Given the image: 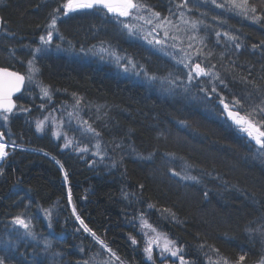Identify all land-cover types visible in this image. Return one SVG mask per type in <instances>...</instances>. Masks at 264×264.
Wrapping results in <instances>:
<instances>
[{"label":"trees","instance_id":"obj_1","mask_svg":"<svg viewBox=\"0 0 264 264\" xmlns=\"http://www.w3.org/2000/svg\"><path fill=\"white\" fill-rule=\"evenodd\" d=\"M65 2L0 0V67L27 77V48L53 16L66 44L64 54L38 60L39 95L26 80L9 120L0 118V139L8 145L0 163V236L6 219L24 216L52 243L47 251L32 245H20L14 253L0 250L5 264L108 260L81 220L120 258L113 264H150L138 232L141 219L167 236L186 264H222V257L235 264L241 255L242 264H258L264 237L248 229L264 223V155L259 148L230 125L216 93L207 98L200 89L168 93L121 77L100 61L67 56L69 50L105 43L152 69L144 49L121 38L104 11L64 16ZM141 2L161 7V13L164 5L180 2L210 25L202 32L205 62L215 65L214 72L227 84L217 89L226 100L247 93L252 94L249 103L264 98V20L246 18L229 4L213 9L210 0ZM251 3L256 15L264 14V0ZM74 106L83 113L85 130L64 122L62 113ZM45 116L57 123L61 116L64 123L38 131L36 124ZM89 125L101 135L88 131ZM185 172L198 179L173 175Z\"/></svg>","mask_w":264,"mask_h":264},{"label":"rangeland","instance_id":"obj_2","mask_svg":"<svg viewBox=\"0 0 264 264\" xmlns=\"http://www.w3.org/2000/svg\"><path fill=\"white\" fill-rule=\"evenodd\" d=\"M210 1L212 2V0ZM179 5L183 6L178 7ZM148 7H150L154 12H158L157 10L161 8L158 7V9L152 6ZM211 7L215 9L217 6L213 5ZM163 8L164 10H162L165 13L159 12L161 14L160 20L152 17L151 12L148 11L147 8L141 13L134 14L133 16L129 17H117L114 14L107 13V10H103L109 17L112 18L113 23H116V31L121 35V38H123L125 41L135 40L139 43L138 46L144 49L145 55L150 59V61L147 62L148 65H150V69L152 68L151 70H146L144 65H147V63L141 62L138 64L136 63V60L128 56V54L119 53L118 51L113 50L111 47H108L105 43L94 44L88 48V50L81 49L78 51H71L68 49L69 51H67V56L79 59L80 61H100L102 64L106 65L108 69L112 70L114 73H117L121 77H130L132 80L137 82L142 81L153 86L157 90H163L165 92L171 93L177 91L183 92L184 90L190 91L191 89H200V91L201 89H205L206 91H202V94H205L206 98L212 96L213 93L211 92V88L215 86L218 89V84L220 83L218 80H215L212 77H196L194 72L192 73L194 78L191 81L188 78V73L192 71L193 64L201 63L202 66L209 67V63L207 65L205 62L207 53L205 52V46L203 44L206 36L202 32L204 31L203 28H207V30H209L210 25L202 24V22H200L202 20H197V18L193 16V12L190 14L188 8H186V6L180 2L164 5ZM83 11L84 10L69 12V15H67L70 16L79 12L80 14H83ZM85 11L90 12V10ZM181 14H183L182 18ZM137 15H143L145 19H137ZM149 18L152 19L151 24L146 23V20ZM161 20L164 21V25L162 27H156V25ZM184 21H188V23L186 24ZM51 22L52 20L41 35L47 38L48 32L52 31L51 42L48 44L43 43L40 40V36L37 38V41L30 44V46L27 48L30 56L27 57L28 59L25 64L27 70L25 72L27 73L26 80L29 88H35L38 91L36 92L37 95H39V91H41L39 80L37 79L38 71L32 72L31 80H29L30 73L28 62L32 61V67L37 69V62H39L38 60L49 55H62L66 52L65 38L59 32L57 23L56 30L49 28ZM193 22H196V30L191 28V24ZM124 24L132 25L134 28V34H131L128 29L124 28ZM165 31L168 32L167 36L164 34ZM149 33H151V35H149ZM192 36H195L196 39H189V37ZM145 37H147V39ZM173 37H177V39H173ZM149 40H152L153 42L150 44L148 42ZM156 40H161L163 43L157 44L155 42ZM37 49H41V51H37ZM198 51L200 53L199 55L197 54ZM116 57H120L119 62H117ZM180 61H183V63ZM185 64H187L188 67H185ZM125 68H127V71H125ZM152 77H155V79H152ZM74 107L75 108L70 107L66 113H62L64 122L66 120H68V122L71 121L76 128L85 130V126L83 125V113L78 111L77 106ZM46 118L48 117L45 116L40 120L44 122L42 129L47 127V124L48 128H54V125L57 126L59 123H64L61 116L59 123L55 121V117L52 118L51 122H47ZM0 143H4L2 139H0ZM174 176L180 177L183 180H191L182 178L184 176H191L187 172ZM20 217L29 223V229L26 230L22 226L16 224L14 222L15 217H9L6 219L2 226L4 231L2 232L4 236H0V250L7 252L11 248L13 250L20 245H22V247H27L28 245L41 246L44 249L43 251H47V249L49 250V247L52 246L49 237L42 231L35 230L31 226L30 218L24 216ZM145 222L146 221L143 219L138 221V232L141 239L144 259L150 264H181L179 260V255H182L181 252L178 256L173 257L169 252L164 251L165 242L171 240L152 226L151 228L142 226ZM146 223L150 225L148 222ZM152 229H155V231ZM38 230L41 229L38 228ZM150 242H152L151 260L148 259L147 254L144 251V249L149 246ZM46 244L50 246H46ZM134 245L136 246L138 243L136 242ZM169 247L173 250L177 249L173 243H170ZM1 251L0 256L3 257V253ZM112 259L114 260V258Z\"/></svg>","mask_w":264,"mask_h":264},{"label":"snow or ice","instance_id":"obj_3","mask_svg":"<svg viewBox=\"0 0 264 264\" xmlns=\"http://www.w3.org/2000/svg\"><path fill=\"white\" fill-rule=\"evenodd\" d=\"M187 3V0H185V4ZM213 4H216L219 8H224L226 4L231 5L232 9L238 10V14L243 15L246 18L252 19L253 21L260 22L264 20V14L262 15H256L257 7L256 5L251 3V0H226V4H217L216 0H212ZM183 5H179L178 7H182ZM63 7V14L66 16L69 12H76L81 10H92L95 9L97 11H103L107 10V13L114 14L117 17H129L133 16L134 14L141 13L146 8L148 11L151 12L152 17L156 18L157 20H160L161 14L159 12H154L151 10L150 7H148L146 4L142 3L141 0H66V3L62 6ZM56 12H60L61 9L58 8L55 10ZM181 14V18H182ZM137 19H145L143 15H137ZM56 23H57V17L53 16L52 22L49 25V28L56 30ZM146 23L151 24L152 19L149 18L146 20ZM170 23V21H169ZM184 23H188V21H184ZM164 25V21H160L156 27H162ZM196 22H193L191 24V28L193 30H196ZM124 28L128 29L131 34H134V28L132 25L124 24ZM165 36L168 35V32L165 31ZM151 35V33H149ZM220 33H217V36H219ZM225 35H228L225 33ZM147 39V37H145ZM231 40L235 41L238 39L236 36H230ZM173 39H177V37H173ZM189 39H196L195 36L189 37ZM40 40L48 44L52 40V31H49L47 34V38L44 36L40 37ZM150 44L153 42L152 40L148 41ZM157 44H162L163 41L156 40ZM191 46V45H189ZM236 47L239 48L240 45L236 44ZM253 47H256L255 45ZM37 51H41V49H37ZM199 55V51L197 52ZM114 55V54H113ZM210 55V53L208 54ZM120 57H116L117 62H119ZM183 63V61H180ZM29 80H31V73L38 71V69H35L32 67V61H29ZM185 67H188L187 64H185ZM215 68V65H211L209 67L202 66L201 63H195L192 65V71L188 73V78L191 81L193 77V72L195 73L196 77H212L215 80H218L220 84L224 85L225 88H227V84L225 83L224 79L220 76L219 73L214 72L213 69ZM125 71H127V68H125ZM25 77L23 75H20L17 72H11L8 71L5 68H0V118H2L4 121L9 120L8 113H12L13 109L16 107L15 103L12 100L13 93L20 91V86L24 82ZM152 79H155V77H152ZM246 79V78H242ZM251 83V81H248ZM201 91H206L205 89H201ZM44 95L48 96L49 93L47 89H43ZM212 93L217 94V98L219 101V104L223 105V111L227 113V117L233 121V123L238 127L239 131L242 133H246L247 137L254 140L257 145H259L260 155H264V98H261L259 103L251 102V93H247L246 95L242 96H236L235 94H232L230 99H227L220 95L217 92V88L213 86L211 88ZM80 100L77 99L76 104L79 105ZM243 113V114H242ZM43 121L37 123V130H42L43 127ZM85 123H87L85 121ZM88 131L94 133L96 136H100L101 133L96 131L95 128H93L91 125L88 126ZM4 133L0 132V138H3ZM68 143H71V141H68ZM68 143L65 144V147L68 146ZM14 145V142H13ZM7 145L4 143H0V160H3L8 156V152L6 151ZM97 148H99V145H97ZM86 150V149H85ZM99 154V153H97ZM59 163V161H57ZM174 175H180V173H174ZM184 179H191V180H197L198 178L195 176H184L182 177ZM65 179L67 180V173H65ZM207 195V193H205ZM69 199H71V194L69 193ZM150 207H152L150 205ZM75 211V209L73 210ZM169 211V210H165ZM174 215V213L172 214ZM77 219L79 220V216H77ZM14 222L20 226H22L24 229H29V223L25 221V219L21 218L20 216L15 217ZM80 223L83 225L84 230L86 232L91 233V235L97 240V242L101 245V248L104 249L110 256L108 260H101L100 264H113L114 258L116 261H119V257L116 255L113 250L108 247L103 240H101L99 237L96 236L94 232L91 231L87 227V225H84V222L81 220ZM144 227L151 228V225H148L146 222L142 225ZM155 231V229H152ZM249 233H256L260 236L264 237V223L260 224L256 228H249ZM154 242V241H153ZM132 243L135 244L136 240L133 239ZM151 243L148 247L144 249L145 253L147 254V257L149 260L152 259V248ZM173 243L171 241H166L164 244V251L169 252L171 256L176 257L180 253V249L173 250L169 247V244ZM46 246H50L47 245ZM203 247V245H201ZM218 251V250H217ZM97 255H102V253H98ZM179 260L181 264H186V261L184 259L183 255H179ZM245 260V255L239 256V259L235 262V264H242V262ZM222 264H229V261L227 258L222 257L221 258ZM0 264H5V258L0 256ZM85 264H88L86 261ZM217 264H221L220 261H217ZM258 264H264V255L261 256V259L258 261Z\"/></svg>","mask_w":264,"mask_h":264},{"label":"water","instance_id":"obj_4","mask_svg":"<svg viewBox=\"0 0 264 264\" xmlns=\"http://www.w3.org/2000/svg\"><path fill=\"white\" fill-rule=\"evenodd\" d=\"M63 15H64V14H63ZM1 28H2V18H1V16H0V31H1ZM0 68H4V67H0ZM5 69H7L8 71H11V72H17V71H15V70H11V69H9V68H5ZM17 73H19L20 75H23V74L20 73V72H17ZM23 76H24V75H23ZM24 77H25V76H24ZM25 83H26V77H25V79H24V82H23V83L21 84V86H20V91L13 93L12 100H13V102L15 103V105H16L15 100H16V98H17L18 96H20V95L22 94V92H23V90H24V87H25ZM216 104L219 105V107H220V109H221V112H222L223 116L228 120V122L230 123V125H231L232 127H234L238 132L242 133L241 131H239L238 127L233 123V121L230 120V119L227 117V113H225V112L223 111V105L219 104V101H216ZM15 108H16V107H15ZM15 108L13 109V112L15 111ZM13 112H12V113H13ZM12 113H8V114H12ZM242 134H243L245 137H247V134H246V133H242ZM247 138H248V140H249L250 142H252V143L255 144L257 147H259V145H257V144L255 143L254 140L250 139L249 137H247Z\"/></svg>","mask_w":264,"mask_h":264}]
</instances>
